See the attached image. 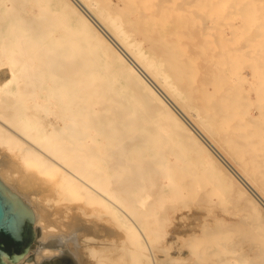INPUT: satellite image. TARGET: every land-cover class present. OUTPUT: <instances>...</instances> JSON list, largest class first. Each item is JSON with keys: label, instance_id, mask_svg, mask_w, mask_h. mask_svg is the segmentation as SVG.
I'll return each instance as SVG.
<instances>
[{"label": "bare ground", "instance_id": "1", "mask_svg": "<svg viewBox=\"0 0 264 264\" xmlns=\"http://www.w3.org/2000/svg\"><path fill=\"white\" fill-rule=\"evenodd\" d=\"M154 1L0 0V190L25 204L33 238V254L1 264H264V103L260 124L252 113L235 122L246 106L231 110L240 99L226 96L223 70L208 89L214 32L197 80L155 21L173 3L181 20L214 28L217 0L206 13L198 0L202 15L192 0Z\"/></svg>", "mask_w": 264, "mask_h": 264}, {"label": "rangeland", "instance_id": "2", "mask_svg": "<svg viewBox=\"0 0 264 264\" xmlns=\"http://www.w3.org/2000/svg\"><path fill=\"white\" fill-rule=\"evenodd\" d=\"M150 1H152L151 2V4L153 3V6H158V4H157V1H154V0H150ZM154 1V2H153ZM171 1H174V0H169L168 1V5H167V7L170 5V3H171ZM179 1V0H178ZM184 1H187V0H184ZM197 1L198 0H196V3H195V0H192V5L190 4V6H192L191 8H194L195 6H196V8H197V6H198V4H197ZM211 1H213L212 3L214 4L215 3V1L214 0H211ZM211 1L209 0L208 2H209V4H208V2L206 1H204V3L205 4H207V5H205L206 7H204V11H205V13H206V11L207 10H209V12H211L212 11V9H214V11L215 12H213V13H215L214 15H216L215 16V20H212V21H214V24L216 23L215 21H218L216 24H218L219 23V26L218 25H216L215 24V26H213L214 28L216 27V29H214V28H211V26H210V28L209 27H206L205 29L202 27V23H205L206 22V20H204V18H199V17H197L198 19L197 20H204V22L202 21V22H199V24H198V26L196 27V24H195V19H196V17L195 18H191V19H194V20H191V19H189V20H191L192 21V23L191 24H193V28H191L193 31H192V34H191V32L189 31L190 29H189V27L187 26L188 24H190V23H188V21L189 20H187L186 19V15H185V19H183V20H181V17L180 16H182V18H184L183 17V15H184V11H181V10H176L178 13H181L182 15H180V14H178V13H176V12H174L175 11V9L176 8H178V6L177 5H181L180 4V2L177 4L175 1V3L174 4H176V6L177 7H175V9H174V11H172V7H173V3L170 5L171 7L169 8V11H161V12H159V17L157 18V19H155V21L156 22H158V23H160V24H162L161 25V30L162 31H164V30H166V32H168V34H169V38L172 40V42H173V46H174V48H176V50L178 51V53L181 55V58L187 63V64H189L190 66H192L193 68H196V70H195V72L196 73H194L195 74V77H196V79L198 80L199 78H201V76H202V74H201V72H203V71H205V69H201V68H204L203 67V65H204V61L203 60H201L202 59V57H200V55H201V53H202V55H203V57H207V58H211L212 56H214V59L212 60V58H211V61H208L209 63H210V65L208 64V62H207V64L209 65H205V66H208L207 68H208V73H210L211 75L212 74H216V77H217V75L219 74V73H221V74H219V75H226V76H224V80H225V77L226 78H228L227 79V81L230 83H227L226 81H225V83L226 84H224V88L226 89V87L225 86H227L228 84V86L230 87V85H231V89L229 88V90H228V94L226 93V96L227 95H229L230 93H232L231 95L233 96V98L235 99V100H238V99H240V100H238L237 102H239L240 103V106H242L241 104H242V102H244L245 104V106H246V108H245V106L243 105L242 106V108H239L238 107V105H239V103H238V105H237V107L235 108V104H233V107H232V104H231V110H233V109H237V110H242V111H244L245 109V111L244 112H246L245 114H244V112H240V114H237L239 111H236V110H233V112H234V114L236 115V116H238V118L236 119V120H234L235 122H238V121H243L244 119H242V117L243 118H245V116L244 115H246V114H248L246 117H248L249 118V114L250 113H252L253 115H255V116H257V118H258V121H259V119H261V115H259L260 114V110H262V107H261V104H262V102L264 103V88L262 89V88H260L259 86V84L257 83L256 84V82H257V80H256V77H257V75H258V79H259V82H261L262 83V80L264 79V75L263 76H261V71L263 70L262 68H259V67H263L264 68V56L262 57V56H260L262 59H259V57H255L254 56V53L258 50V51H260V49H261V51L264 49V42L263 43H261L262 41H263V39H261L260 40V37L258 38L259 39V42H258V40H256L255 39V37L258 35V33L259 34H261V32H263L262 34H264V31H262L263 29H264V25H263V23H264V1L263 0H256L257 2H254L253 1V3H248V2H244L243 0H241V1H243L242 3L240 2V0H224V1H226L225 3H224V1L222 0H217V3L215 4V8H210V7H213V5L211 6ZM262 1V2H261ZM201 2H203V1H201ZM199 3V6L198 7H201V8H203V6L204 5H201L200 6V4H203V3ZM219 2V3H218ZM239 2V3H238ZM145 3H147V4H145ZM145 3H142L141 4V6H143V8H149V6L150 7H152V5H150L149 3L150 2H145ZM224 3V4H223ZM163 4V3H162ZM185 4L188 6L189 5V3H186L185 2ZM221 6L222 5V7H220V9H224V11H222L223 13H222V15H221V12L219 13L217 10H219V9H217L216 8V6L217 7H219V5ZM182 5H183V8L185 9H187L188 10V8H187V6L186 5H184L183 3H182ZM208 5H210V7L208 6ZM160 6V5H159ZM175 6V5H174ZM245 6V7H244ZM207 8H209V9H207ZM179 9V8H178ZM180 9H181V7H180ZM195 9V8H194ZM190 10L191 12H192V14L194 13V14H199V15H202V12L200 11V8H197L196 10L199 12H194L195 10ZM211 9V10H210ZM216 9V10H215ZM241 9V10H240ZM187 10H185L186 12L185 13H188V14H191L190 12H189V10L187 11ZM232 10V11H231ZM239 10V11H238ZM172 12L173 13V15H172V17L170 16V14L168 13V12ZM202 11H203V9H202ZM216 11L219 13H216ZM230 11V12H229ZM245 11H250L249 12V14H247ZM183 12V13H182ZM209 12H207V14L209 13ZM244 12V13H243ZM174 13H175V15H177L178 14V16H175L174 15ZM213 13H211V14H213ZM227 13H229L231 16H229ZM243 13V15L242 16H244V14H246L245 16H246V18L244 17H242V16H240L241 14ZM166 14H169V16L168 15H166ZM211 14L209 15V19L210 20H208L207 22L209 23V22H211V19L212 18H210V16H211ZM217 14H218V16H217ZM226 14V15H225ZM236 14V15H235ZM250 14H251V17L253 16V20L251 19V23L253 24V27L252 26H250L251 25V23L249 22L250 21ZM180 15V16H179ZM223 17V18H219V17H221V16ZM225 16V17H224ZM228 16V17H227ZM226 17H227V20H228V22H227V20H226ZM235 18V20H234V18ZM241 17V18H240ZM169 18V19H168ZM217 18V19H216ZM168 19V20H167ZM214 19V18H213ZM219 19H221L220 20V22H219ZM249 19V21H247ZM263 20V22H262V20ZM184 20H186V21H184ZM199 20V21H200ZM225 20V21H224ZM242 20V21H241ZM245 20H246V23L248 24H246L245 23ZM254 20H255V22H254ZM191 21H189V22H191ZM260 24L261 23V25H262V27L260 26V28H262V30L261 29H259V26H257L258 27V29L259 30H261V31H259V30H257L256 32H258V33H256L254 30H256L255 29V25H254V23L256 24V25H258V23ZM259 21H261V22H259ZM222 22V23H221ZM229 22H232V24L231 23H229ZM196 23H197V21H196ZM221 23V24H220ZM227 23V24H226ZM210 24V23H209ZM212 24H213V22H212ZM213 24V25H214ZM224 24V25H223ZM229 24V25H228ZM223 25V26H222ZM235 25V26H234ZM238 25H240V26H238ZM172 26V27H171ZM199 26H201V27H199ZM186 27V28H185ZM231 27H232V29H231ZM234 27V28H233ZM235 27H237V28H235ZM198 28H201V29H198ZM203 28V29H202ZM209 28V30H207ZM249 28V29H248ZM252 28H253V30H252ZM184 29H185V31H184ZM195 29V30H194ZM212 29V30H211ZM219 29H221V30H219ZM207 30V31H206ZM218 30L219 31H221V33L223 34V35H221L220 36V34L219 35H217L219 32H218ZM233 30H235V31H233ZM249 30V31H248ZM182 31V32H181ZM196 33H195V32ZM205 31V32H204ZM216 31H217V33H216ZM240 31V32H239ZM247 31V32H246ZM179 32V33H178ZM189 32V33H188ZM193 32L196 34H193ZM199 32H204L205 34L207 33V37L208 38H205L204 37V34H202L203 36V38L201 37V36H198V37H200V40L198 39V38H195V37H197V34L199 35ZM212 32H214V33H212ZM244 32V33H243ZM250 32L252 33V35L250 34ZM212 33V34H211ZM231 33H232V35H231ZM241 33L244 35V36H242L241 35ZM249 33V34H248ZM172 34V35H171ZM189 35V36H191L190 37V39H189V37L187 36V35ZM201 34V33H200ZM214 37V38H216L215 36H217L218 37V39H224L225 37L226 38H229V40L228 39H224V46H222V48L224 47V49H222L221 47H220V43H222L221 41H216L217 39H215L214 40V38L213 37H211L212 38V43H211V45L213 44V43H215L214 41H216V43H218V44H220V45H218V44H215L214 46L215 47H217V48H213L214 46L212 45V48H211V45H210V49H211V51L212 50H215V51H212L211 53H210V50L208 49V53H210L211 55H208L206 52L207 51H204V50H207L206 49V47H209V44H208V41L210 42V40H207V39H209V36H211V35ZM228 34H230L231 35V37L228 35ZM257 34V35H256ZM193 35V36H192ZM234 35V36H233ZM240 35H241V37H240ZM247 35V36H246ZM254 35H256V36H254ZM171 36V37H170ZM187 36V37H186ZM195 36V37H194ZM220 36V37H219ZM224 36V37H223ZM237 36V37H236ZM263 36V35H262ZM175 37V38H174ZM184 37V38H183ZM235 39L236 38V40H233V38ZM238 37H240L241 38V40L243 41L242 43H241V45H240V42H241V40H240V38H238ZM245 39H244V38ZM250 37H252V38H250ZM201 38H202V40H201ZM204 38L206 39V43L204 42L205 40H204ZM243 38V39H242ZM246 38H247V40H246ZM257 38V37H256ZM191 39H194V40H191ZM196 39V40H195ZM232 39V40H231ZM250 39V40H249ZM254 39V43H253V41H251V40H253ZM192 41V43H189V42H191ZM226 40L229 42L230 40L232 41L231 43L229 42V43H227V45H229V44H231V45H233V46H231V48H228L227 49V47H230V45L229 46H226L225 45V43H226ZM244 40H246L247 41V43H246V41H244ZM177 41H179V42H177ZM195 41V42H194ZM223 41V40H222ZM236 41V42H235ZM249 41H251L250 43L251 44H249L248 42ZM256 41V42H255ZM261 41V42H260ZM201 43V42H203L202 43V45L204 46V48H202V46H200L199 45V43ZM235 42V43H234ZM244 42H245V44L247 45H244ZM179 43V44H178ZM189 43V44H188ZM194 43H196V45H194ZM205 43V44H204ZM234 43V44H233ZM236 43H238L237 45H236ZM185 44H187V45H185ZM192 44V49H190V45ZM242 44H243V46H242ZM263 44V45H262ZM189 45V46H188ZM238 47H236V46ZM241 47H240V46ZM252 45V46H251ZM188 46V47H187ZM200 46V47H199ZM235 46V47H234ZM245 46V47H244ZM186 47L188 48V49H190V50H187L186 49ZM219 47V48H218ZM226 47V48H225ZM258 47V48H257ZM263 47V48H262ZM197 50H196V49ZM221 48V49H220ZM232 48H234V49H232ZM235 48H237V49H235ZM240 48V49H239ZM257 48V49H256ZM201 49V50H200ZM227 49V50H226ZM232 51V52H234V53H230V50ZM253 49V50H252ZM191 50H192V52H191ZM201 51V53H200V51ZM224 50H226V52L224 51ZM252 50V51H251ZM196 53V56H194V52ZM223 51V52H222ZM227 51H229V53L227 54V55H223L224 53H227ZM239 53H238V52ZM244 53H243V52ZM255 51V52H254ZM257 51V52H258ZM264 51V50H263ZM220 52H221V54H220ZM247 52V53H246ZM249 52H250V54H249ZM252 52V53H251ZM214 55H213V54ZM262 53V52H261ZM199 54V56H197ZM205 54V55H204ZM242 54H245L246 55V57H244V55H242ZM252 57V58H254L253 60H251L252 58L249 56V55ZM219 57H218V56ZM243 57H242V56ZM260 55H262V54H260ZM210 56V57H209ZM228 56V57H227ZM257 56H258V54H257ZM197 57H200V58H197ZM195 58L197 59V61H193V60H195ZM229 58V59H228ZM233 58V59H232ZM246 58H248V59H250V61L249 60H247ZM257 58V60H259V61H257V60H255ZM244 60H246L247 62H248V64H246V63H244V65H240V64H243V62H245ZM262 60V61H261ZM236 61V62H235ZM243 61V62H242ZM252 61H254V63H259L260 65H259V67L256 65V67H252ZM196 62V63H195ZM212 62V63H211ZM230 62V63H229ZM203 63V64H202ZM228 63V64H227ZM232 63V64H231ZM263 63V64H262ZM224 64V65H223ZM232 66H231V65ZM249 64L251 65V67L252 68H258V69H262V70H258V74L256 75V74H253L254 73V70L252 71L253 73H250V66H249ZM218 65V66H217ZM237 65H238V67H237ZM250 67H248V66ZM255 65V64H254ZM195 66V67H194ZM202 66V67H201ZM222 66H225V69L223 68V69H221L220 67H222ZM243 66V67H242ZM210 67H211V69H210ZM234 67H235V69H234ZM236 67H237V69L239 68V70L238 71H240V73L238 74V71H237V69H236ZM214 68H215V71H214ZM216 68H218V69H216ZM221 69V70H220ZM229 69V70H228ZM198 70V71H197ZM209 70H210V72H209ZM211 70H213V72H215V73H211L212 71ZM224 71L225 73L223 74V72H221V71ZM207 71V70H206ZM220 71V72H219ZM246 73V74H245ZM201 74V75H200ZM237 74L241 77V76H246V80H245V78L244 77H241V79H240V77L238 76L237 77ZM250 74H253V75H250ZM260 74V75H259ZM263 74V73H262ZM230 75H231V77H230ZM255 75V76H254ZM199 76V77H198ZM214 75H212V77L209 75V78H211L212 79V85H210L209 87H208V89H209V91H211V92H213L214 91V87L216 86V87H218V83L220 84L221 83V81L223 80V77L221 76V77H218V78H216L215 76L213 77ZM251 76H253L252 78H251ZM259 76H261L260 78H259ZM203 77V76H202ZM234 77V78H233ZM215 78V80H213ZM232 78V79H231ZM254 78V79H253ZM202 79V78H201ZM220 79V80H219ZM229 79H231V80H229ZM238 79V81H236ZM253 79V80H252ZM261 79V80H260ZM255 80H256V82H255ZM234 81V82H233ZM252 81H254V83L252 82ZM218 82V83H217ZM236 82H239V83H236ZM248 82H250L249 84H248ZM217 83V84H216ZM233 83V84H232ZM244 83V84H243ZM253 84V85H252ZM235 85V86H234ZM237 85V86H236ZM242 85V87H240ZM254 85H255V87H254ZM256 85L258 86V88H260V89H258L257 87H256ZM234 86V87H233ZM263 87V86H262ZM234 88V89H233ZM227 89H228V87H227ZM231 90H232V92H231ZM242 90V91H241ZM229 91H230V93H229ZM259 93H258V92ZM261 91V92H260ZM225 92H227V90H225ZM245 92V93H244ZM247 93H248V95H247ZM247 96H246V95ZM224 95H225V93H224ZM231 95H229V97H232ZM242 95L244 96V97H242ZM259 95V96H258ZM235 96H236V98H235ZM228 97V96H227ZM226 97V98H227ZM237 97H239L238 99H237ZM246 97V99H247V101L249 102V101H251L250 102V104H248L247 103V101H245L243 98H245ZM242 98V99H241ZM232 99V98H231ZM234 99H232V100H230V99H226V100H229L228 101V103L230 104L231 103V101H232V103H234L235 101H234ZM241 100H244V101H241ZM257 100V101H256ZM253 101H254V103H253ZM255 101H256V103H255ZM257 106V107H255V105ZM235 105V106H234ZM251 107V108H250ZM253 107H255L256 109H258V110H256L255 108L253 109ZM239 108V109H238ZM245 108V109H244ZM248 108V109H247ZM260 108V109H259ZM244 109V110H243ZM256 111H258V114H257V112ZM247 118V119H248ZM249 120V119H248ZM247 120V121H248ZM246 121V120H245ZM244 121V122H245ZM263 122H261V124H262ZM259 124H260V121H259ZM262 125H264V123L262 124ZM188 202H190V201H188ZM195 204V201L194 202H192V204ZM196 203L197 204H195V205H199V203L196 201ZM188 205H189V203H187ZM190 204H191V202H190ZM187 205V207H189L190 206V208H191V211H193L194 213H201V211L200 210H202V209H204V208H202V206L201 207H199V209H198V207H196L195 205H194V207H193V205H189L188 206ZM201 205V204H200ZM204 207L206 206V205H204V204H202ZM217 207V211H219L218 210V207H219V205L218 204H215ZM229 206V205H228ZM232 206V205H231ZM231 206H229V207H231ZM196 207V208H195ZM202 208V209H201ZM211 208V207H210ZM212 208H214L215 210H216V208L213 206ZM211 208V209H212ZM219 208H222V207H219ZM226 208H227V206H226ZM187 209V208H186ZM199 211H198V210ZM213 209V210H214ZM195 210V211H194ZM214 210V211H215ZM197 211V212H196ZM189 219V218H188ZM187 220V219H186ZM189 222H192V218H190V220H187V222L186 223H189ZM172 226V225H171ZM172 227H169V229H171ZM32 241H33V238H32ZM14 248H10V252H11V250H13Z\"/></svg>", "mask_w": 264, "mask_h": 264}, {"label": "water", "instance_id": "3", "mask_svg": "<svg viewBox=\"0 0 264 264\" xmlns=\"http://www.w3.org/2000/svg\"><path fill=\"white\" fill-rule=\"evenodd\" d=\"M13 244L18 247L14 248ZM32 242V217L25 204L18 202L10 193L0 190V264L2 257L14 260L24 254ZM10 248H14L10 252Z\"/></svg>", "mask_w": 264, "mask_h": 264}, {"label": "flooded vegetation", "instance_id": "4", "mask_svg": "<svg viewBox=\"0 0 264 264\" xmlns=\"http://www.w3.org/2000/svg\"><path fill=\"white\" fill-rule=\"evenodd\" d=\"M14 245V248H17L18 247V245L17 244H13Z\"/></svg>", "mask_w": 264, "mask_h": 264}]
</instances>
